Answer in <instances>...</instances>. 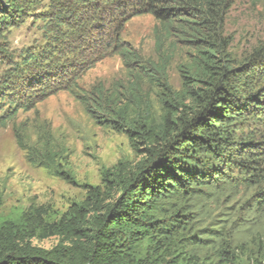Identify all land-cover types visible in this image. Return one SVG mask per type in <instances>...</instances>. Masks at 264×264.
Here are the masks:
<instances>
[{"label": "trees", "instance_id": "obj_1", "mask_svg": "<svg viewBox=\"0 0 264 264\" xmlns=\"http://www.w3.org/2000/svg\"><path fill=\"white\" fill-rule=\"evenodd\" d=\"M237 1L0 0L1 117L70 90L96 124L125 133L139 157L106 170L59 219L44 207L0 219V264H182L192 259L183 252L192 239L217 242L222 264H240L233 246L251 218L224 220L214 240L192 236L195 222L217 217L211 204L243 196L264 216V40L235 55L226 20ZM243 1L264 20V0ZM141 15L156 20L157 62L123 39ZM29 20L40 25L38 45L11 48L12 31ZM179 52L176 89L166 69ZM112 55L123 58L128 85L99 81L76 93L85 72ZM32 134L34 144L22 145L30 157L47 168L66 160L49 129ZM51 237L59 241L50 249L34 243ZM259 242L263 255L246 264H264Z\"/></svg>", "mask_w": 264, "mask_h": 264}, {"label": "rangeland", "instance_id": "obj_2", "mask_svg": "<svg viewBox=\"0 0 264 264\" xmlns=\"http://www.w3.org/2000/svg\"><path fill=\"white\" fill-rule=\"evenodd\" d=\"M50 0H45L48 3ZM256 9L243 0L237 1L231 10L226 23L228 32L233 35V52L242 56L256 46L260 39L264 40V20ZM34 22V21H33ZM31 20L22 27L13 30L10 46L13 49L35 47L40 39V25ZM156 20L151 15H141L128 21L122 32L123 39L142 60L158 61L154 27ZM180 46V45H179ZM182 48V46H180ZM184 51L186 50L183 49ZM183 51V52H184ZM182 52V53H183ZM180 52L167 67L169 79L174 88L181 85L178 65L183 60ZM138 63L136 72L141 71ZM129 73L120 55H112L98 62L78 81L79 90L88 89L92 84L104 81H119V85H128ZM148 90V84L144 86ZM124 90V89H123ZM149 99L156 105L155 94L149 91ZM0 110V219H18L24 211L44 207L52 219H59L73 203L81 202L87 195V186L100 185L103 173L115 167L119 162H136L139 157L131 147L125 133L96 124L83 105L70 90H57L45 99L35 102L30 109L19 111L10 118L1 117ZM49 129L53 134L54 148L65 156L66 164L47 168L41 165L22 145L34 144L35 130ZM21 144V145H20ZM59 172L69 174L64 179ZM245 197L228 203L223 201L211 204L217 214L214 221L204 223L197 221L193 225V238L210 237L214 240L213 230L221 229L224 220L238 217L239 224L251 218L243 228L242 240L234 245L239 254L240 264H246L249 257L261 254L259 238L264 240V216L249 211ZM262 230V235L258 232ZM57 237L44 240L34 239V243L50 249L58 243ZM183 249L189 261L182 264H222L219 259L217 242H195ZM140 250H146L144 244Z\"/></svg>", "mask_w": 264, "mask_h": 264}]
</instances>
